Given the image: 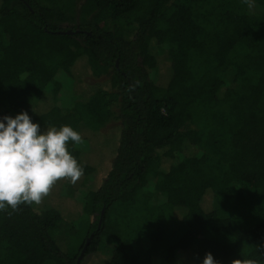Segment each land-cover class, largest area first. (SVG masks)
Returning <instances> with one entry per match:
<instances>
[{"label":"trees","instance_id":"obj_1","mask_svg":"<svg viewBox=\"0 0 264 264\" xmlns=\"http://www.w3.org/2000/svg\"><path fill=\"white\" fill-rule=\"evenodd\" d=\"M254 2L0 0V119L27 112L41 132L67 125L84 141L68 145L84 168L75 185L63 180L72 196L0 211V264L264 261V0ZM128 19L130 39L105 25ZM78 60L105 79L83 100ZM111 120L117 135L99 141L113 139L112 159L91 145ZM79 207L92 221L74 253L51 231Z\"/></svg>","mask_w":264,"mask_h":264},{"label":"clouds","instance_id":"obj_2","mask_svg":"<svg viewBox=\"0 0 264 264\" xmlns=\"http://www.w3.org/2000/svg\"><path fill=\"white\" fill-rule=\"evenodd\" d=\"M252 9L254 0H243ZM82 136L72 127L49 126L41 132L27 112L14 118L0 119V211L9 216L20 206H39L57 182L67 180L75 185L84 168L68 149L83 144ZM202 264H218L206 253ZM231 264H264L257 259H235Z\"/></svg>","mask_w":264,"mask_h":264},{"label":"rangeland","instance_id":"obj_3","mask_svg":"<svg viewBox=\"0 0 264 264\" xmlns=\"http://www.w3.org/2000/svg\"><path fill=\"white\" fill-rule=\"evenodd\" d=\"M105 25L109 29H112L114 26H117L119 30H121V32L123 33L126 39H130L132 37L136 27L135 22L130 19L124 22L121 21L107 22L105 23ZM72 72L76 76H78V82L75 83V86H77L75 95L77 99L79 98L78 100L84 99L89 87L94 86L97 83H101L103 80H105L104 77L101 78L92 77L86 62L83 60L76 62V64L72 69ZM148 74L150 81L157 82L158 80H160L159 82L161 83L164 79V76L162 78L161 74L154 70H148ZM111 112L113 116H117L118 114L117 103H115L111 107ZM117 127H118V122L115 120H111L100 130L99 134H97L94 138L91 139V145L94 148L100 149L102 153L107 157H109L110 159H112V156L114 154L113 146H112L113 139L109 140L110 142L108 143H103L102 141L101 142L99 141L100 140L99 138L102 139L107 136L111 137V135L112 136L117 135ZM102 180H103V174L97 173L94 177V181L91 183L92 187L93 188L98 187ZM71 190L72 189L69 190L67 188V184L62 180L57 182V184L52 189L51 194L54 196L58 195L57 197H61L60 200L58 201L60 202L62 199L66 198V196H70V195L72 196ZM159 198L161 199V197ZM159 201L160 200H157L156 202ZM215 205L219 210H225L228 207L225 201L220 200L218 198L215 201ZM75 209L76 211H74L72 217L63 219V221L57 223L55 228L51 231V235L55 240H57L59 243L63 244L64 246H67L69 250L74 253L79 251L83 243L84 242L86 243V241L88 240L87 233H88L89 223H91L92 221L90 217L81 214V207ZM174 228L177 229V227ZM113 247H114L113 243H106L103 250L108 251ZM197 247L199 246L197 245ZM82 256H84V254ZM96 262H97L96 258L90 259L89 257H87L85 260V264H95Z\"/></svg>","mask_w":264,"mask_h":264},{"label":"water","instance_id":"obj_4","mask_svg":"<svg viewBox=\"0 0 264 264\" xmlns=\"http://www.w3.org/2000/svg\"><path fill=\"white\" fill-rule=\"evenodd\" d=\"M67 33H70V32H67ZM87 244H88V240L86 241V243H85V245H84V249L86 248ZM84 249H83V251L81 252V255H80L79 258H81L82 255L84 254Z\"/></svg>","mask_w":264,"mask_h":264}]
</instances>
